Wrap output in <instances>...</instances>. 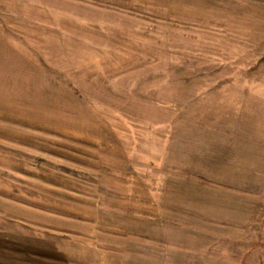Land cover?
<instances>
[{"label":"rangeland","instance_id":"374dc122","mask_svg":"<svg viewBox=\"0 0 264 264\" xmlns=\"http://www.w3.org/2000/svg\"><path fill=\"white\" fill-rule=\"evenodd\" d=\"M0 239L264 264V0H0Z\"/></svg>","mask_w":264,"mask_h":264},{"label":"crops","instance_id":"0c3cea01","mask_svg":"<svg viewBox=\"0 0 264 264\" xmlns=\"http://www.w3.org/2000/svg\"><path fill=\"white\" fill-rule=\"evenodd\" d=\"M0 241H1V239H0ZM20 242H23V241H20ZM29 242V241H28ZM27 241H25L24 243L25 244H27L28 243ZM19 243V242H18ZM18 243H16V242H12V254H14V255H16V254H20V255H22V256H27L28 254H27V252L25 251V248H27L26 246H24V245H22V246H19L18 245ZM4 244V243H3ZM2 246H5V245H2V244H0V247H2ZM31 248L30 249H32V242L30 241V245H29ZM24 247V248H23ZM11 250V249H10ZM30 256H33V255H31V254H29ZM34 255H36V256H38L39 254H34ZM40 256H42V255H40Z\"/></svg>","mask_w":264,"mask_h":264}]
</instances>
